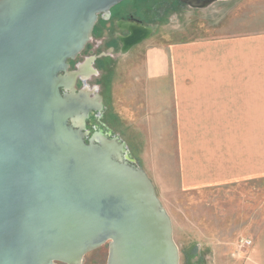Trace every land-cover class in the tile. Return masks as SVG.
<instances>
[{
    "label": "water",
    "instance_id": "1",
    "mask_svg": "<svg viewBox=\"0 0 264 264\" xmlns=\"http://www.w3.org/2000/svg\"><path fill=\"white\" fill-rule=\"evenodd\" d=\"M124 1L0 0V264H81L101 247L106 264H179L171 218L125 142L88 138L104 109L86 83L96 58L69 71L98 17ZM129 25L123 52L151 34L136 25L144 36L126 48Z\"/></svg>",
    "mask_w": 264,
    "mask_h": 264
},
{
    "label": "crops",
    "instance_id": "2",
    "mask_svg": "<svg viewBox=\"0 0 264 264\" xmlns=\"http://www.w3.org/2000/svg\"><path fill=\"white\" fill-rule=\"evenodd\" d=\"M150 57L170 73L169 92L149 94L142 103L135 97L138 115L144 111L154 127L151 157L160 181L171 189L163 193L155 182L157 196L162 204L163 195L180 196L181 235L212 245L213 264H264V31L219 29L212 38L169 45ZM171 140L178 144L172 151L162 144ZM242 185L252 186L243 204L221 203L222 189L233 195ZM166 212L174 235L175 218ZM240 237L251 244L238 251Z\"/></svg>",
    "mask_w": 264,
    "mask_h": 264
},
{
    "label": "rangeland",
    "instance_id": "3",
    "mask_svg": "<svg viewBox=\"0 0 264 264\" xmlns=\"http://www.w3.org/2000/svg\"><path fill=\"white\" fill-rule=\"evenodd\" d=\"M133 1L135 0H129V4ZM144 1L145 5H142L140 9L136 11L133 7L130 11L131 13L136 12L139 15L136 17L143 20L146 28L151 30L150 37L128 52H123L120 49L112 57L93 63L92 67L97 70L98 75L91 77L86 83L90 89H97L94 94L102 98L104 109L100 113L90 114L86 120L85 129L89 132L88 138L94 132L102 130L103 133L118 137L125 142L128 154L136 166L141 168L148 178L150 176L154 179L153 182L150 178L152 184L155 182L157 185L160 184L162 192L167 194L171 192V189L169 187L165 191L166 188L160 181V172L156 169L151 157L155 145V141L152 139L154 127H151L148 117L144 118L145 112L141 111L140 117L138 109H136L138 108L136 96L139 100H143L140 101L142 103L149 94L160 95L169 92L165 90L167 84L164 83V80L170 76V73L165 74L164 63L151 61V52L162 51L169 45L212 38L218 34L219 29H223L229 34L264 31V0H220L204 9H191L178 0ZM165 2L168 7L164 10L162 7ZM137 21L138 24H143L139 20ZM98 52H104V48ZM85 56L87 55L85 54ZM85 56L82 53L77 59L71 61L69 71L75 70L77 65L82 64ZM148 67H150L151 74ZM149 75L152 76L149 77ZM75 88L77 90L82 88V83L79 80H77ZM156 126L159 127L160 124ZM157 132L158 135L167 134L166 131L158 130ZM162 144L163 146L167 144L168 150L171 151L178 147L174 140L167 143L162 142ZM156 162L158 165L162 163L161 159H156ZM251 187L250 185L234 186L231 190L233 195L230 194L229 188L222 189L221 203L225 205L243 204L244 194H250ZM160 190L159 194H161ZM207 193H209L208 202L212 203L214 197L210 191ZM246 198L249 199L251 196ZM161 199L163 208L170 209L175 218L173 237L179 249V264H213L212 253H210L212 245H204L192 237L187 238L181 235V231L184 229L181 230L179 227L180 196L173 199L171 194H168V197L163 195ZM241 230L237 228L238 233ZM244 239L245 237L238 239L237 250L241 248L244 250L245 244L241 243ZM106 258L107 249L101 247L86 255L81 264H105Z\"/></svg>",
    "mask_w": 264,
    "mask_h": 264
},
{
    "label": "flooded vegetation",
    "instance_id": "4",
    "mask_svg": "<svg viewBox=\"0 0 264 264\" xmlns=\"http://www.w3.org/2000/svg\"><path fill=\"white\" fill-rule=\"evenodd\" d=\"M142 5H145L144 0H135L131 4H129V0H125L110 10L108 19H104L102 16H99L94 27L91 40L80 53H84V56L85 54L87 55L84 57L83 61L86 62L89 58L95 57L96 59L92 63H96L100 59L112 57L116 52H119L122 46L120 39L128 36L129 34L123 29L124 25L134 24L146 28L145 24L142 22L143 20L136 17L139 15H137L136 12L131 13L130 11L133 7H135L137 11V9H140ZM167 7L168 5L165 2L162 9L165 10ZM137 20L143 24H138ZM103 48L104 52H98L102 51Z\"/></svg>",
    "mask_w": 264,
    "mask_h": 264
},
{
    "label": "bare ground",
    "instance_id": "5",
    "mask_svg": "<svg viewBox=\"0 0 264 264\" xmlns=\"http://www.w3.org/2000/svg\"><path fill=\"white\" fill-rule=\"evenodd\" d=\"M128 27H129V30H131L132 35H131V37L128 40H124L126 48L131 46L134 41H138V40L142 39L143 36H144V32L141 29H139L136 25L130 24ZM77 123L81 124L82 120H78ZM173 239H174V237H173Z\"/></svg>",
    "mask_w": 264,
    "mask_h": 264
},
{
    "label": "built area",
    "instance_id": "6",
    "mask_svg": "<svg viewBox=\"0 0 264 264\" xmlns=\"http://www.w3.org/2000/svg\"><path fill=\"white\" fill-rule=\"evenodd\" d=\"M241 243H244L245 245H250L251 241L250 240H242Z\"/></svg>",
    "mask_w": 264,
    "mask_h": 264
}]
</instances>
